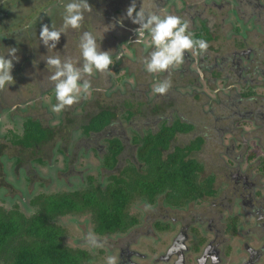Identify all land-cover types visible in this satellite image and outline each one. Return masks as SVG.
<instances>
[{"label":"flooded vegetation","instance_id":"1","mask_svg":"<svg viewBox=\"0 0 264 264\" xmlns=\"http://www.w3.org/2000/svg\"><path fill=\"white\" fill-rule=\"evenodd\" d=\"M88 2L90 6L104 4V10L115 9L119 4V0H88ZM234 2L229 0H221L220 2L218 0H204L203 7H195V3L189 0H155L159 12L163 10L164 13H170L180 17L182 20H187L192 34L197 33V31L204 33L205 30H208V35L206 36H210L209 39L205 40L207 43L206 49L201 51L198 48H193L192 51H185V57L181 63L173 64L165 72H158L157 75L148 73L145 70L144 60L138 65H133V61H136V63L138 61L136 46H140L142 55L149 54L153 46L151 45L150 37L147 35L144 38V43H135L136 27L132 28L131 21L125 15V10L131 3V0H123L121 3L123 14L128 24L120 32V34H126V36L120 35L121 37L123 36V40H121L122 44L120 43V45L127 43L126 45L131 46L130 51L133 54V61L131 62L132 64L123 66L120 63L117 65V70L120 67L124 68L134 81L142 84V86L145 85L144 95L148 98L152 107L156 108L158 114H164L162 117L147 118L146 121H144L146 118L143 120L140 117L133 116V118L137 119L138 123H136L135 128H149V122L151 121L153 124L150 126L153 127L150 129H154L156 119L162 118L161 120L158 119L159 121L156 124V129H158L162 120L173 113L171 108L161 111L168 103L169 98L176 99V97L170 96L171 92L167 93L169 90L163 94L155 93L153 85L159 80L168 78L171 82L170 90L178 88L177 97L179 100H193V98L198 99L202 98V96L203 99L209 98V102H202L203 107L201 110L211 119L210 123L206 122L205 124L208 127L211 126L209 141L210 145L215 146L216 150L218 149L216 155L219 159L213 164V154L208 152L205 154V157L209 159L206 162V167L219 166L218 169L222 170L219 182L223 183L225 187L222 195L209 196L211 203L205 208H189L184 211L185 208L192 205V201L187 202L183 206L175 207L181 209L182 217L174 213L172 216L168 213L154 214L155 216L151 220L153 225L148 230L143 231V227H138L141 224L138 219L137 223L125 231L130 234L135 233V231L137 232L131 239H128V235H123L125 232L115 233L119 236L116 237L114 246H111L108 252L112 254L116 251L118 264H264V171L262 170L264 159V99L261 104H258L257 98L252 103L245 102V99L249 97L242 96L244 92L249 91L251 88L250 86L247 89L248 78L254 74L258 75V73L264 75V66L260 65L262 60L259 59L258 54H255V57L250 55L252 49L249 47L239 48L237 47V42L231 40L233 35L232 37L226 36L227 30L223 28V18L222 23L218 24V18L222 15H219L217 12L224 6L229 8L234 15L236 14L239 22L244 21V23H247L249 14H253L257 18L256 22L263 24L264 2L262 0H234ZM0 7H2L0 9V26L3 29L7 27L4 9H7V14L9 10L8 6L0 5ZM137 7H140V0H137ZM117 11H119L118 8ZM18 25L16 26L14 23L10 25L8 23V36L0 31V53H2L1 49H5V45L7 47L14 46L18 49L17 55H22V62H24L21 64L20 70L16 69V67L12 68L13 77L19 72L20 82L15 84V87L19 86V90L15 89L13 82L9 86L6 85L0 88V96L9 97V101L0 97L5 102V107L2 106L0 112L9 111L13 113L15 110H19L22 113L21 128L16 131L10 130L3 136L0 135V157L7 156L4 150L8 146V143L16 149L14 156L10 157L14 159V163L12 164L14 175L19 176L23 173L30 185L36 182L39 183L40 179L44 178L42 177L43 173L40 166L47 163L51 169L53 163L51 160L49 163V156L52 158L57 152L65 154L68 163L67 171L69 172L74 171L73 165L77 163L79 156H87L86 158H89V153L94 152L100 161L102 158L101 162L104 166V173L102 175H109L110 170L105 164V157L112 154V144L109 142V139L116 137L122 140L125 138L128 144H124L122 150L117 154V161L113 165L114 169L111 172L118 171L127 161H138L137 148L139 146L131 142L134 134L132 137L127 136V133H130L129 128L122 125L123 129L118 131L114 129L109 130L114 123L113 121L101 131L86 132L84 129L88 120L99 113V109H95L93 102H98L96 101L97 96L94 93L96 94L97 89H102L98 86L101 84V81L108 80L106 86L110 87V89L104 90L108 94H113V89H116V83L113 80L111 82L110 79L109 74L111 73H104L102 78L98 73L94 75L90 79V82H92L89 88L91 91L90 96H88L87 92H84L80 95L78 101L70 106H65L63 110L55 112L52 115L50 111L47 112L43 99L49 95L54 101L53 104L56 103L53 82L48 79L50 71L46 67L44 59H40L37 61L38 63L34 64L25 63L28 59L31 60L30 57L33 54L32 48H34L35 55L45 53L48 50L43 44L40 45L37 42V37L31 27L25 28ZM237 28H240V26L235 27V29ZM222 30L225 33H220ZM248 30L247 28L246 34H243L242 30L238 29L243 39L241 42L246 41L245 39L249 35L250 37L258 35L256 32L251 35V32H248ZM2 36H6V38ZM128 39L130 42H127ZM22 47H24V55L20 49ZM49 52L51 53L50 55H60L62 59L65 57L75 59L79 56V52L69 40H60L57 48ZM27 54L30 55L26 57ZM115 57L120 58L117 52L115 53ZM43 71L46 72L44 76L42 75ZM173 74H175L174 77H172ZM89 77L87 76V79ZM93 80H97L96 83ZM118 80L120 86L124 85L123 87H125V84H130L131 87L132 84H135L133 80L126 78L125 75L124 77H119ZM219 81L226 84L228 101L235 100L234 113L243 116L240 119H244L245 117L254 118L258 122L254 128H244L243 126L244 131L242 132L236 127L239 120H232L226 114H216L215 117V112L211 110L210 99L214 98L213 93L216 96L214 100H218L217 96L220 95ZM261 83L249 80V84L252 86L261 85ZM235 84H239L241 90L235 89ZM120 86L119 94L121 96L123 90L120 89ZM179 87L182 88L180 91ZM205 87H208V90ZM112 90L113 92H111ZM12 91L14 97L11 96ZM190 95L195 96L191 98L189 97ZM26 97L32 100V105L27 107H25L28 102V98ZM232 104L231 102L230 105ZM89 105L94 106L90 108ZM201 110L197 111V113L201 114ZM237 110H242V112H238ZM9 117L13 123L16 121L15 114ZM146 117H149L147 113ZM183 118L186 119L185 116ZM213 118L216 121L225 119L229 124L217 127L214 125ZM27 119L39 121L42 127L50 130L45 143H41L40 146H26L13 141L14 133H18L19 135L24 133V122ZM131 123H133V119H131ZM198 130L201 131V129ZM214 131H218L220 136L219 143L214 138V136L216 137V134L213 135ZM225 134L231 136L230 139H227L230 142L229 144L225 143ZM177 137L181 142L183 139L182 135L178 134ZM1 139L3 140L1 141ZM104 141L109 143L104 144ZM213 141L216 143L214 144ZM250 141L258 143V147L263 151L261 156H254L255 153L246 154L245 148L250 147ZM236 144H241V149L238 153L236 152V147L239 148V146H236ZM226 148L227 150H225ZM71 150L73 153L69 155ZM253 158L256 160L254 164L252 162ZM137 161L135 162L137 163ZM4 165L5 163L0 160V182L4 185L0 186V188L7 189L5 185L8 184V181L4 179V168L3 170L1 169V166ZM208 170L206 169V171ZM58 172H62L59 175L61 178H64L65 176L63 175L68 173L60 170ZM36 175H40V179H34L33 177ZM90 176L88 175L87 177L88 182ZM217 176H219L218 173H216V180ZM51 181L52 179L50 178ZM150 205L156 206L152 208V211H159V200L157 203ZM150 210L148 209L149 212ZM149 218V216H146L144 221L147 222ZM198 226L202 228H198ZM161 234L165 235L164 242H161ZM146 236L161 244L154 246L153 243H147L151 253L155 252L157 248L158 251L154 255L141 252L132 247L138 244L141 237ZM104 262L102 264H106Z\"/></svg>","mask_w":264,"mask_h":264},{"label":"trees","instance_id":"2","mask_svg":"<svg viewBox=\"0 0 264 264\" xmlns=\"http://www.w3.org/2000/svg\"><path fill=\"white\" fill-rule=\"evenodd\" d=\"M258 25L264 30V23ZM202 34L201 31H197L193 37L203 40L210 38ZM69 35L68 32L67 37L65 36L66 40ZM125 87L131 86L125 84ZM170 88L171 86L167 93L171 92L170 96L173 95L176 99L169 98L161 111L171 108L173 113L162 120L158 129L143 128L146 132L142 137L138 133L139 128L133 127L134 137L131 142L139 146L138 162L130 160L127 166L110 172L106 188L97 184L94 177L90 176L88 185L83 190L39 195V207L31 216L17 210L5 212L0 208V264H84V261L93 263L96 259L93 260L87 251L64 245V231L55 223L60 216L90 214L94 222L93 231L99 236H104L125 232L138 222L137 216L129 213V208L137 199L155 204L163 196L168 204L177 207L189 201H203L206 197L217 195L218 190L214 186L216 172L205 171L206 162L209 160L205 154L209 152L211 134V126L205 124L207 114L203 113L202 107L196 108L197 111L201 110V114L196 112L197 117L186 114L182 108L184 101L180 102L181 108H178L177 92ZM104 92L102 94L105 95ZM117 92L119 93L118 90ZM242 96L256 98V93L250 88ZM219 97L223 99L222 102L220 101L223 108L221 114L240 121L243 116L234 113L233 110L235 100L232 99L233 104L230 105L231 102L228 101L226 94L224 96L220 94ZM112 101L116 100L112 99ZM99 103L100 100L97 104ZM111 103L113 102L99 106V113L85 124L86 132L101 131L114 121L113 118H116L119 112L117 105ZM216 103L217 101L211 102V110L216 109ZM157 108L159 110L158 106ZM154 110L156 111V108ZM237 111L242 112V110ZM163 115L160 113L157 117ZM133 116L135 113L128 111L126 117H132L131 119L137 123V119ZM49 132L50 130L42 127L39 121L27 119L24 122V133L22 135L14 133L13 141L26 146H40L41 143L46 142ZM178 134L182 135L181 142L178 141ZM214 134L219 143L218 131H214ZM143 138L144 148L141 146ZM123 139L118 137L109 139L112 144V154L105 157V164L109 169H113L117 154L122 150L123 145L128 144L127 140ZM216 167L219 168L218 165ZM262 170L264 171V159ZM207 174L210 175L206 176ZM0 186L4 185L0 182Z\"/></svg>","mask_w":264,"mask_h":264},{"label":"rangeland","instance_id":"3","mask_svg":"<svg viewBox=\"0 0 264 264\" xmlns=\"http://www.w3.org/2000/svg\"><path fill=\"white\" fill-rule=\"evenodd\" d=\"M193 3H195V7H200V6H204V0H189ZM221 0H218V2H220ZM229 1H233L234 0H229ZM61 0H0V5L2 6H8V14H7V9H4V13L6 15V19H5V24L7 25V27H4L3 29L0 26V31H2L6 36H8V23H10V25H12L13 23L17 26L18 24H20L21 27H32L35 23L38 22V20L41 18V22H43V20L45 19L46 21L50 20V13L52 12L51 9L53 8H58V6L60 5ZM262 2H264V0H262ZM235 3V2H234ZM180 8V6H179ZM0 9H2V7H0ZM219 13V15H222L218 18V24L222 23V18H223V25H224V29L227 30L226 36L228 35L229 37L233 38L231 40H233L234 42L236 41L239 48H246L249 47L250 49H252V52L250 53L251 56L255 57V54L259 55V59L262 60V63L260 64L261 66H264V30L261 29V27L256 24V16H254L253 14L249 16L247 23L243 22H239L236 18V14L234 15L232 13V11L229 8L226 7H222L221 9H219V11H217ZM234 12V11H233ZM161 13L163 14L164 11L162 10ZM235 13V12H234ZM33 14V15H31ZM264 22V21H263ZM236 26H240V28L235 29ZM247 28L249 29L248 32H251V35L254 34V32L258 33V35L252 36L250 37V35L248 36V38H246V41H242V36L240 31L242 30L243 34H246ZM219 29V28H218ZM217 29V30H218ZM238 29L240 31H238ZM16 30H18L16 28ZM216 30V33H217ZM77 31V30H76ZM220 33H225L224 30L220 31ZM62 37L60 40H66L65 35L61 34ZM204 36L208 35V30H205L204 33L202 34ZM6 36H2L3 38H6ZM123 36H126V34H123ZM208 37V36H207ZM237 38H239L237 40ZM6 41V39H4ZM230 40V41H231ZM227 41V40H226ZM232 41V42H233ZM127 42H130V40L128 39ZM225 42V41H224ZM231 42V43H232ZM229 43V42H227ZM122 44V43H121ZM127 44V43H126ZM120 45L117 53L119 54V57H115L114 59V64L111 67L110 71V78H112V80L114 81V83H116V89L118 91L119 90V86H120V82L118 80L119 77H125L128 79H132V77L130 76V74L122 67H120L119 70H115L116 66L119 65L121 63V66L123 65H128V64H132L133 65H138L141 63L142 60H144V58L148 55H142L141 54V48L140 46H136L137 49V53H138V61L136 63V61H133V54L130 51V47L128 45ZM243 45V46H242ZM5 47H7L5 45ZM25 47V46H24ZM24 47L20 48L21 52L24 55ZM33 51L32 56L30 57L31 60H27L25 63L27 64H34V63H38L37 61H39L41 59V57H46L47 55H50L51 53L49 51H46L45 53H42L41 55H35L34 54V48L31 49ZM193 49H190V51H192ZM2 53L6 52V49H1ZM18 53H16L17 55ZM30 54H27L26 57H28ZM19 57L18 60L13 61V67H16V69L20 70V66L21 64H23L24 62H22L23 57L22 55H17ZM79 56H77L78 58ZM133 61V62H132ZM42 62V61H41ZM75 62L77 64L80 63L79 59H75ZM132 62V63H131ZM115 70V71H114ZM19 74V72H17ZM98 72H96L95 70L93 71V73L90 75L89 80L92 79L94 77V75H96ZM18 74H16V76L13 77L14 81H13V86L15 87L16 83L20 82V77L18 76ZM46 74L45 71L42 72V75L44 76ZM157 73H154V75H157ZM175 74L172 75V77H174ZM161 77V76H160ZM249 80H254V81H258V82H262L261 85H255L252 86L249 84ZM134 81V80H133ZM132 81V82H133ZM135 84H132V87H123L120 86V89L123 90L122 95L120 96V94L117 92L116 89H113L111 92H113V94H108L107 92H104V90L110 89V87L108 88L107 86H102V89H97L96 94L94 93V95L97 96L96 101L100 100V103L97 104L96 102H93L95 105V109H98L99 106L102 105H106L107 102H114L112 101V99H118V102H114L117 105V110H118V114L117 117L114 119V123L112 124V127L109 128V130H115L118 131L122 128V125L124 127L129 128V134L127 133L128 137H132V135L134 134V130L133 127L136 126L135 121L133 120V123H131V118H127L126 116L128 115V111H133L135 113V117H140L142 118L144 121L147 120V118L150 117H154L156 118L158 115V111H155L154 108L152 107V104L149 102L148 98L144 95V90L146 89L145 85L142 86V84L137 83L136 81H134ZM157 83V82H156ZM130 85V84H129ZM142 86V87H141ZM226 84L225 82L222 83L221 81H219V93L222 94L223 96L228 92V89L225 87ZM251 86V88L255 91L256 93V98L258 100V104L262 103V100L264 99V75L258 73V75H253L252 77L248 78L247 80V89ZM236 87L235 89L241 90L239 84H235ZM206 88V87H205ZM15 89L18 91L19 90V86L15 87ZM182 88L179 87V91ZM187 89V88H186ZM102 90V91H100ZM206 90H208V87L206 88ZM175 91H178V88L175 89ZM257 91V92H256ZM13 91L11 92V96H13ZM82 93H84L82 91ZM81 93V94H82ZM91 91L88 89L87 90V94L88 96H90ZM210 93H212L210 91ZM213 97L216 98V96L212 93ZM195 96V95H194ZM194 96L190 95L189 97L193 98ZM227 96V94H226ZM2 98H4L5 100L9 101V97H5V96H0ZM28 98V102L27 105H25V107L32 105V100L29 97ZM214 98L210 99V102H214L216 100H214ZM218 100L217 103L215 104L216 109L214 110L216 114L221 115L223 108H221L222 103H220V101L222 102L223 99H221L219 97V95L217 96ZM44 104L47 107V112L50 111L53 115V113H55L54 111L51 110V106L53 105V100L52 98H50L49 95L45 96L44 98ZM198 98V99H194V101H192V99L189 100H177V107L181 108V103L182 104V108L183 111L186 114L189 115H194V117H197L198 115H196L197 109L198 107H203L202 102H209V98ZM2 99L0 98V109L2 108V106L5 105V102L1 101ZM200 101V102H199ZM245 101H249L254 103L256 100L255 98H247L245 99ZM181 102V103H180ZM85 104V103H84ZM94 105H89L90 108H92ZM217 105V106H216ZM220 105V106H219ZM92 106V107H91ZM206 106V105H205ZM211 106V105H210ZM5 107V106H4ZM209 107V106H207ZM153 108V109H152ZM57 113V112H56ZM146 113L149 115V117H146ZM12 114H15V119L16 121L13 123L12 120H10L9 116H12ZM22 113L19 110H15L13 113L9 112V111H3L0 112V135H4L5 133H8L10 130H17L19 128H21V122H22ZM214 117V118H215ZM213 118V119H214ZM246 118V117H245ZM240 119V121L236 124V127L238 129H240V131H244L243 130V126L244 128L249 127V128H254L256 126V124L258 123L257 121L254 120V118L250 117V118H246V119ZM207 122L210 123L211 119H209L208 117L206 118ZM153 120V119H152ZM259 120V119H257ZM159 120L156 119V123L154 128H156V124ZM200 121V120H199ZM261 121V120H259ZM262 122V121H261ZM85 123V122H84ZM227 120H222L219 119L218 121H216L214 119V125L219 127L222 125H228L227 124ZM153 122H149V129L153 126L152 125ZM146 132V131H145ZM144 129L141 127L139 128L138 133L140 134V136L142 137L144 135ZM217 132V131H215ZM214 135V132H213ZM225 143L229 144L230 142L227 139H230V135L229 134H225ZM10 137V136H9ZM2 138V137H1ZM214 138L216 139V137L214 136ZM3 139H1L2 141ZM219 140H220V136H219ZM142 141V148H144L145 142H144V138ZM179 141V140H178ZM103 142V141H102ZM101 142V143H102ZM104 144H108L109 142L104 141ZM180 142V141H179ZM188 142V141H185ZM213 143L215 144L216 142L213 141ZM258 143L255 141H250V147L245 148L246 150V154H251V153H255L254 156L256 155H262L263 151L258 147L257 145ZM238 144H236L237 146ZM236 152L238 153L240 151V147L241 144L238 145ZM227 150V148L225 149ZM218 149L216 150L215 146L210 145L209 148V153L213 154L212 156V162L213 164H215L219 157L216 155ZM16 152V149L14 146H11L10 143H8V146L5 148L4 153H6L7 156H2L0 157V160L3 161V163H5L4 166H1V169L3 170L4 168V179H6L8 181V184H6L5 186L7 187V189L5 188H0V208H2L5 212H9L12 210H17L18 212L24 213L27 216H31L33 215L36 210L39 207V195H50V194H54V193H61V192H73L75 190H83L87 187L88 185V175L94 176L95 177V182L97 184H100L103 188H106L108 177L107 175H102L104 173V166L102 165V158L101 161L99 159V157L97 156L96 153L94 152H90L89 153V158H86L87 156H79L78 161L76 164L73 165L74 167V171H67L68 169V163H67V159L65 154L61 153V152H57L55 153L52 158L49 156V163L50 160L53 163L52 168L50 169V167L46 164H42L40 166V168L42 169V177H46L45 179H40V175H36L33 178L34 179H40V182H36L33 183L32 185H30L28 183V179L25 176V174H21L19 176L14 175L13 173V166L12 164L14 163V159L10 158L14 156V153ZM70 153H73L72 150ZM67 154V153H66ZM92 155V156H90ZM34 156V155H33ZM257 159V158H255ZM137 161V160H135ZM256 160H252L253 164L256 163L254 162ZM128 162V161H127ZM138 162V161H137ZM29 163V161H28ZM141 163V162H140ZM127 166V163H125L123 167ZM101 168L102 169V173H101ZM114 169V168H113ZM205 169H209L208 171H206V173H212L216 172L219 174V176H217V180L215 179V183L214 186L215 188L218 190L217 192V196L222 195L223 190H224V184L220 183L219 181L221 180V176H222V170L218 169V167L216 166H209V168H205ZM58 170L60 171H65L68 172L66 173L64 178H61L59 175L62 172H58ZM109 173L111 172L112 169H109ZM141 170V169H140ZM116 171V170H115ZM211 171V172H209ZM68 175V176H67ZM210 174H207L206 176H208ZM41 177V178H42ZM50 178L52 179V181L50 182ZM219 178V180H218ZM264 181V180H263ZM42 182V183H41ZM161 195H166V194H161ZM145 203V204H144ZM211 201L209 197H206L203 201H196V202H192V205L190 207H187L184 209V211H186V209H201V208H205L208 205H210ZM159 211H152L153 207L156 206H152L150 204H148L145 200L143 199H137L129 208V213L131 215H135L138 217V219L140 220L141 224L138 227H143V231L148 230V228L150 226H152L153 224L151 223V220H153L154 218V214L157 213V215L160 214H166L168 213L170 216L174 214H179L181 217L182 215V211L180 208H175L173 206H171L170 204H168L166 202V199L161 196L159 198ZM148 209H151L150 212L148 211ZM146 216H149V220L147 222L144 221V219L146 218ZM56 225L59 226L60 228H62L63 232V241H64V245L67 247H70L72 249H81L84 251H87L90 256L94 259H96L93 263H91L90 261H84V264H102L104 261V263H106V257L111 255V256H115L117 258V253L116 251H114L112 254H110L109 248H111V246H114L115 243V239L117 236V234H111V235H104V236H99L97 235L94 231H93V226H94V222L91 218L90 214L87 213H82V214H77V215H66V216H60L56 219L55 221ZM196 228V227H195ZM198 228H202L201 226H198ZM196 230H198L196 228ZM141 231V230H138ZM89 232H93L97 235V238L104 241V244L102 247H92L91 245H89L86 242V236ZM129 232V231H128ZM137 234V232L135 231V233H127L125 232L123 235H128V239L133 238L135 235ZM113 239V240H111ZM160 239L161 242L165 241V235L161 234L160 235ZM159 239V240H160ZM153 243V245L155 246L156 244L161 245L158 241L153 240L151 237H141V239H139L138 244L132 246L133 248L141 251V252H145V253H149L151 255H154L158 250L156 248V251L151 253L149 247L147 246V243Z\"/></svg>","mask_w":264,"mask_h":264},{"label":"clouds","instance_id":"4","mask_svg":"<svg viewBox=\"0 0 264 264\" xmlns=\"http://www.w3.org/2000/svg\"><path fill=\"white\" fill-rule=\"evenodd\" d=\"M90 10L88 0H66L60 14L62 23L59 28L49 27L47 23L40 26L39 40L48 51L57 48L61 34L67 37L69 29H79L84 18V13ZM126 17L137 27L135 28V43H144L145 36L150 37L152 50L144 58V68L148 73L165 72L169 66L179 64L185 57V51L198 48L206 49L207 43L203 39L194 38L189 29V22L180 17L161 13L157 10L155 0H137L125 10ZM123 23V17L116 20V24ZM115 24H102L104 34ZM103 35L90 30L83 31L77 43L80 63L74 58H61L60 55H47L44 59L50 71L48 77L53 82L56 103L51 110L59 112L80 99L83 92L90 88V76L95 70L104 74L112 64L111 50H102L100 41ZM99 41V43H98ZM65 46V45H64ZM6 52L0 53V88L9 86L13 81V61L19 59L16 55L18 49L14 46L5 47ZM170 87V80L164 78L153 85V91L158 94L165 93ZM86 242L92 247H102L104 241L97 238L93 232L86 236ZM106 264H118L115 256H107Z\"/></svg>","mask_w":264,"mask_h":264},{"label":"crops","instance_id":"5","mask_svg":"<svg viewBox=\"0 0 264 264\" xmlns=\"http://www.w3.org/2000/svg\"><path fill=\"white\" fill-rule=\"evenodd\" d=\"M94 1V0H93ZM123 0H119V4L117 5V8L119 11H117V8L112 9V10H104L103 6L104 4H94L90 6V10L84 13V18L81 22L80 28L79 29H69L68 32L70 33L68 40L70 43H72L75 46V49H77V43L79 40L80 34L85 31V30H90L93 32H100V35L102 37L100 41L101 49L102 50H111V56H112V64L109 66V70H111V67L114 64V59H115V53L117 52V48H119V45L121 43V40H123V36L121 37L123 33L120 34L121 30H123L124 26L128 24L127 20L124 17L123 14V6H121ZM66 2V0L62 1L58 8H53L51 9L50 13V20L46 21L45 19L43 22H41V18L38 20V22L34 23V25L31 27L35 33V36L37 37V42L42 45V43L39 40V31H40V26L41 23H47L49 27H56L59 28V26L62 23V18H61V13L63 11V4ZM33 15V14H31ZM120 17H123V23L121 24H116V20ZM132 23V22H131ZM40 24V25H39ZM102 24H115L114 28H110L107 32L104 34L102 33ZM20 26V25H18ZM137 27V25L132 23V28ZM77 30V31H76ZM126 33V32H124ZM61 39V38H60ZM99 43V41H98ZM107 71L109 73L110 71ZM117 70V66L115 68ZM114 70V71H115ZM100 74L101 78L104 76ZM110 75V74H109ZM97 79V78H96ZM111 82H112V78ZM97 80H93L94 83H96ZM108 81V80H107ZM107 81H101V84L98 85L99 87L106 86ZM92 84V82H90Z\"/></svg>","mask_w":264,"mask_h":264},{"label":"bare ground","instance_id":"6","mask_svg":"<svg viewBox=\"0 0 264 264\" xmlns=\"http://www.w3.org/2000/svg\"><path fill=\"white\" fill-rule=\"evenodd\" d=\"M121 186V185H120ZM116 189V188H115ZM104 206V205H103ZM115 206V205H114ZM109 212V211H108ZM112 218V217H111ZM12 221V220H11ZM24 221V220H23ZM117 221V220H115ZM15 224V223H14ZM40 230V229H39ZM101 231V230H100ZM33 232V231H32ZM4 241V240H3ZM56 242V241H55ZM41 243V242H40ZM32 249V248H31ZM65 255V254H64ZM67 255V254H66ZM73 258V257H72ZM52 259V258H51ZM76 262V261H75Z\"/></svg>","mask_w":264,"mask_h":264}]
</instances>
